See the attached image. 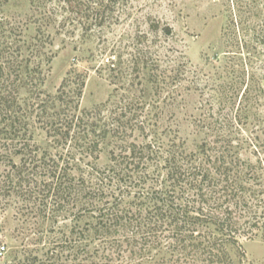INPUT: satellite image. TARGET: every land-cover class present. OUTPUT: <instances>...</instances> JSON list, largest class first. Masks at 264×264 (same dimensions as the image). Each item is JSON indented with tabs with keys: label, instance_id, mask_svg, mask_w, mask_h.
I'll use <instances>...</instances> for the list:
<instances>
[{
	"label": "trees",
	"instance_id": "trees-1",
	"mask_svg": "<svg viewBox=\"0 0 264 264\" xmlns=\"http://www.w3.org/2000/svg\"><path fill=\"white\" fill-rule=\"evenodd\" d=\"M28 1L36 35L18 41L12 29L0 40V216L15 204L21 217L58 224L62 237L47 243L52 254L41 259L31 239L15 264H236L232 249H242V239L264 238V169L226 152L209 154L204 143L202 151H187L163 140L153 122L157 101L152 110L141 97L81 108L86 70H71L56 93L47 92L53 31L76 24L88 36L111 22L119 1ZM238 2L229 6L225 34L236 50L226 53L235 56L231 70L245 77L262 54L264 11L252 1L249 16L235 17ZM251 18L260 21L246 40L241 31ZM132 60L137 75L158 67ZM179 75V68L165 69L162 81L155 74L149 81L168 85ZM160 93L157 87L154 98ZM218 140L225 151L236 148L231 135ZM70 216L69 225L58 221Z\"/></svg>",
	"mask_w": 264,
	"mask_h": 264
},
{
	"label": "rangeland",
	"instance_id": "rangeland-1",
	"mask_svg": "<svg viewBox=\"0 0 264 264\" xmlns=\"http://www.w3.org/2000/svg\"><path fill=\"white\" fill-rule=\"evenodd\" d=\"M118 1L111 22L103 29L94 27L88 36L76 24L65 30L58 26L53 31L54 57L47 66L44 89L54 94L71 70L77 73L86 70L81 108L91 110L110 98L137 101L141 97L152 110L157 101L159 108L154 110L155 115L152 113L153 122L157 121V131L163 140L174 139L187 151H202L200 147L204 143L207 145L204 151L209 154L226 152L262 171L264 46H256L263 54H257L261 60H252L246 76L237 77L230 67V59L235 56L226 53L236 48L229 47L225 36L231 24L229 6L233 0ZM252 1L264 11V0H239L236 6L240 11L232 9L233 15L249 16L246 10ZM34 14L37 15L28 0H0V40L2 33L7 31L8 35L12 29V38L18 41L35 36ZM56 19L61 25L62 16ZM259 21L251 18L244 23L251 28L248 32L241 31V36L249 40ZM167 26L171 28L170 34L166 33ZM135 57L141 59L140 68L158 65L159 69L154 67L148 74L132 73ZM174 68H179L180 75L174 81L169 80L168 85L160 82L156 86L149 81L150 74L162 81L164 70ZM157 87L161 95L154 98ZM168 90L172 93L168 94ZM169 95L174 96L169 98ZM231 120L234 122L228 125ZM225 134L231 135L236 148L225 151V145L218 140ZM17 213L15 204L5 214L1 212L0 247L5 245L6 251L0 253V264H15L31 239L39 249L40 259L51 255L47 243L57 239L58 224L41 221L40 216L33 214L21 217ZM67 218L58 221L69 225L72 217ZM241 244L242 249H232L236 264H264V238L242 239Z\"/></svg>",
	"mask_w": 264,
	"mask_h": 264
}]
</instances>
